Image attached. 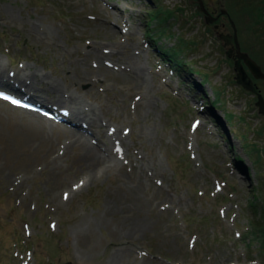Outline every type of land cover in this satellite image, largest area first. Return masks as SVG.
Here are the masks:
<instances>
[{"label": "rangeland", "instance_id": "rangeland-1", "mask_svg": "<svg viewBox=\"0 0 264 264\" xmlns=\"http://www.w3.org/2000/svg\"><path fill=\"white\" fill-rule=\"evenodd\" d=\"M202 2L230 20L214 29L194 0H0L3 74L57 81L123 130L118 166L101 171L57 126L37 120L38 139L19 145L13 125L35 118L0 101L1 240L38 235L35 258L0 264H264V79L250 75L255 95L237 85L233 45L217 38L233 22L264 73V0ZM158 48L186 64L173 62L180 75Z\"/></svg>", "mask_w": 264, "mask_h": 264}, {"label": "bare ground", "instance_id": "bare-ground-1", "mask_svg": "<svg viewBox=\"0 0 264 264\" xmlns=\"http://www.w3.org/2000/svg\"><path fill=\"white\" fill-rule=\"evenodd\" d=\"M3 70L4 69L0 65V72L2 74ZM17 73L18 74H16L14 79L18 82L34 84L35 82L43 81L53 92H55L57 98L52 104L56 108L62 109L64 115V117L58 115L61 118V121L57 122V124L64 121V123L68 125L67 133L70 137L68 144L73 146L76 145L81 148L82 154L79 158L80 161L89 168L92 166V168L99 166L101 171H109L118 166V160L121 153H119L117 148L122 146V129L115 126L113 132L110 133V126L106 125V123L99 118L96 110L92 106L86 104L87 102H83L80 94L75 90L61 87L59 82L51 81L44 76L40 77L35 72L25 74V72L22 73L18 70ZM2 74L0 76V83L10 80V76ZM24 86L29 88L26 85ZM37 93H39V91H37ZM57 110L55 109V111ZM32 116L35 119L27 121L24 126L13 125V132L11 135L17 138L19 145L23 147L28 144L29 140L38 139L39 133L42 132L41 127L37 125L38 121H40L41 124L44 123L49 126L50 131L53 129V126H55L50 121L47 123L44 122L45 120L42 121L38 116ZM92 177V174H87L83 182L90 181Z\"/></svg>", "mask_w": 264, "mask_h": 264}, {"label": "water", "instance_id": "water-1", "mask_svg": "<svg viewBox=\"0 0 264 264\" xmlns=\"http://www.w3.org/2000/svg\"><path fill=\"white\" fill-rule=\"evenodd\" d=\"M197 2L199 5L198 9L205 14L207 23L212 24L213 22H215L217 18H213L206 12L202 0H197ZM221 14L225 15L226 12L222 11ZM230 23L233 29V35L231 36V35L219 34L218 38L224 42V45H231V44L234 45V50L230 49L227 52V56L231 57L232 51L235 52L237 58L234 63L235 71H237L235 77L236 84L242 86L246 91H249L251 93H256V90L253 87L252 80L248 76L243 65L250 72V74L253 76L254 79H263L264 74L262 73L260 67L247 54L242 53L240 51V46L237 41L235 25L231 21ZM241 62L243 63V65L241 64ZM256 106L258 107L259 113L264 115V101L260 96V94L257 95ZM65 264H71V263H65Z\"/></svg>", "mask_w": 264, "mask_h": 264}, {"label": "trees", "instance_id": "trees-1", "mask_svg": "<svg viewBox=\"0 0 264 264\" xmlns=\"http://www.w3.org/2000/svg\"><path fill=\"white\" fill-rule=\"evenodd\" d=\"M258 14H260V17H262V20L264 21V9H259L258 10ZM163 56L167 57L169 60H175V57H176V52L175 51H166L163 53Z\"/></svg>", "mask_w": 264, "mask_h": 264}, {"label": "snow or ice", "instance_id": "snow-or-ice-1", "mask_svg": "<svg viewBox=\"0 0 264 264\" xmlns=\"http://www.w3.org/2000/svg\"><path fill=\"white\" fill-rule=\"evenodd\" d=\"M137 99H139V97H137ZM193 127H195V125H193ZM159 183V182H158ZM65 198H67V194H65Z\"/></svg>", "mask_w": 264, "mask_h": 264}]
</instances>
